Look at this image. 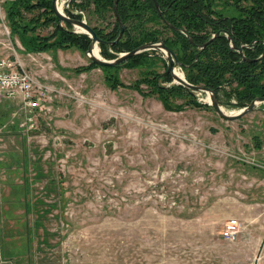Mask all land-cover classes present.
I'll list each match as a JSON object with an SVG mask.
<instances>
[{"label":"rangeland","instance_id":"1","mask_svg":"<svg viewBox=\"0 0 264 264\" xmlns=\"http://www.w3.org/2000/svg\"><path fill=\"white\" fill-rule=\"evenodd\" d=\"M94 9L81 12L92 27L115 20ZM29 53L1 22L0 56L59 93L32 132L15 103L0 104V264H264V105L236 121L179 111L181 98L166 109L131 86L166 72L161 53L142 68L87 72L77 48ZM234 218L242 231L229 243Z\"/></svg>","mask_w":264,"mask_h":264},{"label":"trees","instance_id":"2","mask_svg":"<svg viewBox=\"0 0 264 264\" xmlns=\"http://www.w3.org/2000/svg\"><path fill=\"white\" fill-rule=\"evenodd\" d=\"M52 1L7 2L5 10L12 37H16L28 53L71 48L85 53L91 38L87 34L75 33L73 26L62 22L52 9ZM157 1L161 13L153 0H119L118 13L126 30L115 45L111 43L118 38L121 30L114 11L115 0H72L70 10L65 9V12L76 19H83V16L74 10L86 12L92 7L95 8L93 12L104 20L112 14L113 22L107 23L104 28L94 27L103 40L100 48L107 60L143 44L162 41L177 54L186 79L193 85L214 90L220 102L230 105L234 99L237 107L244 108L257 97H264V57L259 59L264 53V0ZM50 28L53 31L49 32ZM218 32H221L218 38L206 48H200ZM226 33L237 47L250 46L244 50L245 58L231 49ZM151 58H157L156 51L136 55L117 67H100L91 62L79 71L142 68ZM106 80L114 89L123 86L117 76L107 75ZM172 81L171 75L148 71L131 86L145 97L157 96L166 109H172L174 98L185 100L181 107H177L179 111L184 106L212 109L197 99V93L182 85H166Z\"/></svg>","mask_w":264,"mask_h":264},{"label":"water","instance_id":"3","mask_svg":"<svg viewBox=\"0 0 264 264\" xmlns=\"http://www.w3.org/2000/svg\"><path fill=\"white\" fill-rule=\"evenodd\" d=\"M65 1L66 5V10H70V3L72 0H53L52 1V9L55 13V15L65 23H68L69 25L73 26L75 29V33H80V34H87L91 38L92 42L88 48V50L85 52V55L90 59V61L97 66L100 67H117L119 65L124 64L127 62L130 58L142 54L144 52H149V51H156L157 53H161L165 59L167 60V69L166 72L164 73L165 76L171 75L173 78V83L177 85H182L192 93H200L203 96H207V101L205 104L211 106L216 113L224 120L226 121H236L239 120L246 115L256 111V109L264 105V97H257L254 99L248 106L242 108L239 112L237 113H229L227 112L223 104L220 102V100L217 97V94L214 90L207 88L205 86H197L191 84L187 79L184 73L181 72L182 76H179L176 71L182 70L183 69V64L179 61L177 54L170 49L164 42L158 41V42H149L146 44L141 45L137 49L127 52V53H122L120 54L117 58L112 59V60H107L105 59L101 54L99 56L94 55V50L99 48L100 50V44L103 42V40L97 35L94 27H92L86 20L84 19H76V18H71L69 17L65 9L60 11L59 9V4ZM157 10L161 13L160 5L157 0H153ZM118 2L119 0H115L114 4V11L116 14V18L120 22V33L118 38L111 43V45H115L119 43V41L122 39L124 32L126 30L125 24L121 21V18L118 13ZM172 28H174L173 25H170ZM77 29V30H76ZM176 30H178L176 28ZM228 40L230 42V47L233 51L239 52L243 58H245L244 50L246 47L250 46H242V47H237L233 40L232 37L228 34ZM221 35V32H218L215 34L209 41H207L204 45H202L200 48L204 49L206 48L213 40L218 38ZM189 38L190 36L187 35ZM192 42V40H191ZM193 43V42H192ZM264 57V53L260 56L259 59ZM180 72V71H179Z\"/></svg>","mask_w":264,"mask_h":264},{"label":"built area","instance_id":"4","mask_svg":"<svg viewBox=\"0 0 264 264\" xmlns=\"http://www.w3.org/2000/svg\"><path fill=\"white\" fill-rule=\"evenodd\" d=\"M58 93L54 86L37 79L19 59L0 57V104L15 103L23 117L20 127L26 132H32L42 113L50 111L49 106ZM241 231L240 220L229 219L222 231L223 239L235 243Z\"/></svg>","mask_w":264,"mask_h":264},{"label":"crops","instance_id":"5","mask_svg":"<svg viewBox=\"0 0 264 264\" xmlns=\"http://www.w3.org/2000/svg\"><path fill=\"white\" fill-rule=\"evenodd\" d=\"M10 1H13V0H5L3 3H2V7H3V9H4V12H5V18H3V20L1 21L0 20V23L2 22L3 23V27L5 28V30H8V23H7V16H6V10H5V4L7 3V2H10ZM53 52V51H52ZM29 54H31V53H29ZM43 54V53H42ZM0 57H7V56H0ZM28 69V68H27ZM29 70V69H28ZM1 117V116H0ZM1 118H3V117H1ZM256 152V151H255ZM260 158V157H259ZM261 159V158H260ZM2 213H4V212H2ZM5 214H7V212L5 211Z\"/></svg>","mask_w":264,"mask_h":264},{"label":"bare ground","instance_id":"6","mask_svg":"<svg viewBox=\"0 0 264 264\" xmlns=\"http://www.w3.org/2000/svg\"><path fill=\"white\" fill-rule=\"evenodd\" d=\"M64 7H65V1L59 4V9H60V11L64 10ZM94 55H96V56H99V55H100V50H99V48L96 47V49L94 50ZM176 73H177L179 76H182L181 72L176 71Z\"/></svg>","mask_w":264,"mask_h":264}]
</instances>
